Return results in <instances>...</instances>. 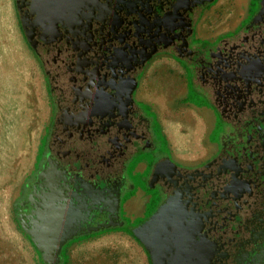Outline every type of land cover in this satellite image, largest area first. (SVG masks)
Listing matches in <instances>:
<instances>
[{
	"label": "flooded vegetation",
	"instance_id": "af4514ba",
	"mask_svg": "<svg viewBox=\"0 0 264 264\" xmlns=\"http://www.w3.org/2000/svg\"><path fill=\"white\" fill-rule=\"evenodd\" d=\"M216 1L15 0L52 103L16 205L44 264H66L69 243L90 234L124 226L134 234L170 202L165 244L148 249L136 238L148 264H264L262 1L232 34L200 37L198 24ZM166 56L185 71L188 88L178 100L198 106L191 98L201 92L210 107H198L226 123L217 150L190 166L170 150L158 153L166 139L154 105L141 96L148 67ZM216 124L215 117L209 141ZM134 160V168L146 162L139 175L151 198L131 219L124 204L138 188L128 173ZM45 227L75 234L61 251L42 252L36 239ZM177 233L180 244L170 241Z\"/></svg>",
	"mask_w": 264,
	"mask_h": 264
},
{
	"label": "rangeland",
	"instance_id": "374dc122",
	"mask_svg": "<svg viewBox=\"0 0 264 264\" xmlns=\"http://www.w3.org/2000/svg\"><path fill=\"white\" fill-rule=\"evenodd\" d=\"M261 1H248L247 9H250L248 15L246 11L248 18L256 14ZM217 12L220 14L218 20H223L225 11ZM208 13L209 11L205 16ZM216 24L212 22V25ZM234 30L225 34H232ZM157 74L162 76L164 85L153 82L158 81L154 75L151 79L152 83L151 81H146L147 85L143 83L145 88L143 91L148 93L157 88L155 91L168 94L166 91L168 87L172 92L176 91L179 97L185 94L188 88L185 75L177 78L168 64H159ZM149 101L154 104L152 99ZM191 101L196 102L198 106L210 107L208 99L201 92H194ZM174 107L185 109V105ZM196 112L189 111L183 116L167 112L164 113V118L173 120L175 124L181 125L194 135L193 129L198 126V120L209 118L208 114L202 111ZM51 113L52 103L45 73L21 29L15 0H0V264H44L37 246L19 224L16 205L22 185L34 169ZM211 113L216 117L217 124L210 133V141L219 143L222 133L226 130V123L223 118L217 116L216 112L212 110ZM160 124L166 129L163 120ZM164 137L166 141L159 139L161 143L158 153L167 155L170 149L169 145L167 146L168 139L165 133ZM173 141L182 145L183 135L175 132ZM172 152L175 158L176 151ZM134 162L135 160L128 168L130 178L136 186L146 187V177L134 172L132 167ZM181 163L190 166L199 161ZM150 190L154 192L157 189ZM130 247V253L127 250L120 253L117 248L108 251L106 254L108 258L103 264H146L141 249L135 245Z\"/></svg>",
	"mask_w": 264,
	"mask_h": 264
},
{
	"label": "crops",
	"instance_id": "0c3cea01",
	"mask_svg": "<svg viewBox=\"0 0 264 264\" xmlns=\"http://www.w3.org/2000/svg\"><path fill=\"white\" fill-rule=\"evenodd\" d=\"M248 1L249 0H217L205 11V13L209 11L208 15L205 16V13L203 14L197 27L198 35L203 38L214 39L236 29L246 16ZM217 11H221V13L225 11L223 20H218L220 14ZM212 22H216L217 24L212 25ZM159 64H168L177 78L185 75L183 68L171 57H160L156 59L155 63L148 67L143 79L144 84L147 85L148 81L152 83V76L156 75L158 81L153 82H158V85H164V83H162V76L157 74ZM155 89L157 88L150 90L148 93L142 91L141 96L148 99L147 101L150 103L152 102L149 101V99L153 100L154 104H152L156 109L158 120L160 123H162L163 120L166 127V129L164 127H162V129L167 136L169 148L171 152L176 151L175 158L180 162L194 163L197 161L200 162L213 154L217 150V143H211L208 140V133L211 129V125H213L215 121V116L211 113L212 111L206 107L200 108L195 105L190 106L181 103L180 100H178L179 96L177 92H172V89L168 87L166 89L168 94H162L159 90L155 91ZM176 105H185V109L174 107ZM189 111L194 113H197L196 111H202L209 116L208 120H198L197 129H193V132H195L194 135L187 132L181 125L175 124L173 120L171 121L170 119L164 118V113L167 112L177 116H183ZM175 132H179L183 135L184 142L182 145L174 143L173 137ZM172 154L174 156V152H172ZM145 168L146 162H141L134 168V172H142ZM150 198L151 195H149L145 186L140 185L136 190L130 191L127 194V200L124 204L125 215L131 219L142 217L150 202ZM136 238L137 237L126 226L113 227L90 234L69 243L66 247V264H103L104 260L108 258V255L106 256L108 251L117 248L120 253L123 251L126 252V250L130 253L131 245H135L141 249L144 255V261L148 264L145 250ZM116 243H118L117 247Z\"/></svg>",
	"mask_w": 264,
	"mask_h": 264
},
{
	"label": "water",
	"instance_id": "95a60500",
	"mask_svg": "<svg viewBox=\"0 0 264 264\" xmlns=\"http://www.w3.org/2000/svg\"><path fill=\"white\" fill-rule=\"evenodd\" d=\"M213 1V0H210ZM264 13V0H262V9L259 11L258 15H261ZM170 203L165 204L162 208H160L154 215L150 217L149 220H147L144 224L141 226L137 227L134 229V234L138 239H140L146 247L149 249L151 246H156L161 248L165 242L162 241L161 237L165 232V227L162 225L164 224L163 222L166 220H174L172 217L168 216L172 210H170ZM176 229H178L177 225H175ZM59 228V227H57ZM57 228L55 229L54 227H45V230L43 229L42 234L37 237L36 240L39 241L38 247L39 249L44 252V246H49V247H57L60 248V251L62 249L63 244L68 240L72 239L74 237L73 232L65 233L58 231ZM98 230V229H95ZM160 230L163 232H158L156 234V231ZM181 235V234H180ZM179 233L174 234L173 238H171L170 241L180 244L182 242L180 238ZM47 260V258H46ZM155 263L156 259L154 258Z\"/></svg>",
	"mask_w": 264,
	"mask_h": 264
},
{
	"label": "bare ground",
	"instance_id": "6f19581e",
	"mask_svg": "<svg viewBox=\"0 0 264 264\" xmlns=\"http://www.w3.org/2000/svg\"><path fill=\"white\" fill-rule=\"evenodd\" d=\"M176 89H177V88H176ZM175 136H176V135H175ZM173 203H174V202H172L171 204L173 205ZM176 203H177V202H176ZM171 207H172V206L170 205V208H171ZM172 208H173V207H172ZM172 208H171V209H172ZM171 209H170V210H171Z\"/></svg>",
	"mask_w": 264,
	"mask_h": 264
}]
</instances>
